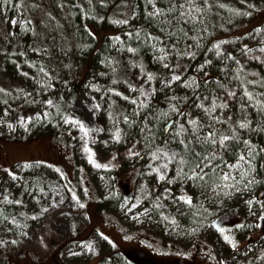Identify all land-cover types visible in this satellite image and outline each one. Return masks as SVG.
I'll list each match as a JSON object with an SVG mask.
<instances>
[{"label":"rangeland","instance_id":"1","mask_svg":"<svg viewBox=\"0 0 264 264\" xmlns=\"http://www.w3.org/2000/svg\"><path fill=\"white\" fill-rule=\"evenodd\" d=\"M51 1L56 9L55 14H51L48 0H10L8 4L0 0L1 45H6L9 38L17 35L22 38L21 49L31 48V42L29 44L26 38H32L35 31L43 30L48 15L52 16L50 19L53 21L52 24L47 21L46 27L49 30L55 26L61 37L78 38L77 30L71 32L70 23L74 1ZM82 1L76 0L79 5ZM84 2L87 15L90 19L91 16L96 19V13L90 10L95 0ZM133 2L122 0V4L120 2L118 5L121 4L123 11L118 8L117 13H114V7L108 12V15L114 17L112 26L108 28L90 22L87 25L86 31L94 35L98 44L104 36H114L107 39L106 45L114 57L113 64L118 68V71L115 70L119 76L116 82H108L105 88L99 87V77L91 71H79L78 62L71 73L75 71L81 80L86 72L85 80L68 97L63 85L67 79L60 82L45 68L57 59L51 57V54H45L43 63L46 66H36L38 88L44 98L43 107L30 114L11 106L0 113V133L3 134H8L7 129L14 125H25L37 119L60 118L56 136L42 135L28 141L0 139V264H44L40 262L56 257L63 264H97L101 259L106 261L108 254L113 252L127 261L132 260L129 254L139 259L137 263L128 261L131 264H141L140 261L146 264L147 257L152 260H147L151 264H258L262 259L264 229L259 227L260 217L264 216V190L258 189L254 185L256 183L245 188L247 179L255 177L254 160L251 161L253 170L247 179L241 180L235 187L218 188L220 181L212 184V180H208L198 188L197 181L188 180L178 172L176 179L168 177L167 181L169 179L170 183L177 186L174 193L175 206L184 203L180 197L192 200L194 218L188 225L175 223V208L156 220L151 215L152 205L147 203L149 196H153L156 191L149 182L152 178L156 180L160 175H165L167 170L170 171L171 163L167 169L161 168L166 160L163 157L154 159V156L160 151L169 154L176 151L156 146L139 165L133 164L127 168H119L118 164L109 165L108 161L114 154L113 142L105 134L99 119L111 108L115 110L116 106L119 122L127 118L125 111L133 104V100L139 105H146L155 93L154 83L147 76V70L143 72L136 51H128L129 48L120 39L125 38L120 32L128 30L136 19L137 7ZM205 3L211 5L207 0ZM228 4L231 5L221 8L231 18L225 22L220 19L221 26L214 30L216 33L213 34L205 60H239L242 66H246L245 63L252 61V52L245 49L256 45L260 51L264 49V0H233ZM210 12L213 14V11ZM38 49L44 52L46 47L40 46ZM71 51L74 53L70 47L63 48V61L71 62ZM242 59L245 63L240 62ZM28 64L34 66L32 60ZM208 65V61L196 64L192 69L193 75L203 77L208 73ZM6 72L2 74L5 83L12 87L19 86L17 83L20 76ZM178 75L177 68L173 67L165 78L166 85ZM193 81L194 78L188 79V84ZM177 97L174 94L169 101V110L173 113L177 108L174 103ZM48 101L52 102L51 105ZM228 101V96H222L220 110L232 105ZM75 144L78 145L77 150L83 153L78 160H83L84 164L77 163L73 155L72 147ZM247 153L248 149L244 148L234 160L224 164H235L240 155L247 157ZM90 156L94 163L89 161ZM30 162L53 166L59 171L63 184L41 181L37 194L31 196L26 193L25 187L33 190L25 185L30 168L27 164ZM95 164L101 167L97 168ZM247 169L248 165L245 164L240 171ZM224 171L229 170L225 167ZM232 175L240 180L239 171L233 170ZM160 181H155V185ZM161 197L167 198L168 195ZM28 198L31 203L27 201ZM111 198L118 200L115 209L109 207L111 202L108 200ZM98 200L109 205L105 212L99 208ZM249 201L253 203L249 204ZM200 215L208 216L207 224L198 220ZM225 235L230 237L232 243L225 241Z\"/></svg>","mask_w":264,"mask_h":264},{"label":"trees","instance_id":"2","mask_svg":"<svg viewBox=\"0 0 264 264\" xmlns=\"http://www.w3.org/2000/svg\"><path fill=\"white\" fill-rule=\"evenodd\" d=\"M73 1L75 6H72L74 13L72 22H70L72 23L71 32L77 30L78 38L61 37L55 26H51L53 29L49 30L46 27L47 21L50 24L53 21L50 19L52 16L48 15L43 24V30H37L32 38H26L29 44L31 42V48L21 49L20 41L22 38L17 35L9 38L6 45L0 43V89L3 90L0 91V113L8 110L11 106L30 114L43 107L44 98L38 88L39 75L36 66H46L43 63L45 54H51V57L57 59L55 63H48L45 68L53 78L59 79L60 82L67 79L63 85L68 97L77 91V87L82 85L85 80L84 74L88 71L99 77L100 82L98 83L101 88H105L108 82H116L119 78L115 72V70L118 71V68L113 64L114 57L111 56L112 52L106 45L107 39L114 36H104L98 44L94 35L89 34L86 30L89 22L101 24L106 28L112 26L114 17L108 15V12L114 7H116L114 13H117L116 9L118 8L123 11L124 8H121L122 0H95L94 7L90 10L93 14L96 13V19H93L92 16L90 19L87 15V6L84 0L80 5L77 4L76 0ZM227 1L233 2V0H207L211 4L207 6L205 0H193V4H189L188 0H152V3H149V0H134L133 4L137 7L136 19L128 30L120 32L125 37L120 39L123 40L127 48L136 51L137 58L142 62L143 72L147 70V76L151 77L154 83L155 93L152 100L146 105L137 103L129 105L125 111L127 121L120 119L117 122L118 108L116 106H114L116 111L111 108L103 115L104 119H99V124L104 129L105 134L110 136L113 142L114 154L108 161L109 165L118 164L119 168L131 167L133 164L139 165L156 146H165L181 155H186L180 141L183 139L187 142L191 137V125L188 121L194 119L203 126L200 130L201 136L208 131L216 132L217 140L224 135L235 136V139L229 140L223 149L220 148L219 143L215 148L210 145H196V150L205 155H211V151H215L217 157L222 158L223 163L234 160L239 151L246 148L243 141H249L251 145L255 146L257 154L253 163V175L256 181L254 185L258 189L264 190V151H260L264 149V111L259 110L257 104V101L264 103V53H261L260 47L257 45L245 49L252 52L251 62L246 64L244 59L240 60L246 66H242L239 60L229 61L225 58L219 59V61L205 60L213 34L216 33L214 30L221 26L220 19L222 18L225 22L231 18L221 8L231 5ZM120 2L121 4L118 5ZM47 4L50 6L51 14H55L56 9L53 7L52 1L48 0ZM180 5H184L185 13L193 5L199 9L198 12L192 11L193 21L191 23H185L187 16L181 15ZM157 10L162 14L150 15ZM210 11H213V14ZM2 29H4L3 26ZM40 46L46 47L44 52L39 51L38 47ZM65 47H70L76 53L77 58H74V53L71 51V62L63 61L62 59L65 57L63 48ZM236 50L232 51L235 52ZM188 53L189 55H187ZM29 60L33 61L35 67L28 64ZM202 61L209 62L208 73L198 78V76L193 75L194 70L192 69ZM78 62L80 63L79 71L86 70L81 80L75 71L71 73L77 67ZM165 64L168 67H165ZM173 67L177 68L180 79L173 80L172 84L166 85L165 78ZM5 72L9 75L11 73L14 76L19 75L20 80L17 83L19 86L7 85L2 75ZM188 77L194 78L193 85H188ZM246 91L254 97L252 101H249L248 97L244 95ZM230 92H234L235 95H229ZM174 94L178 97L174 102L177 108L173 113L169 110V101ZM225 95L229 99L227 103L232 105L220 110L219 105L222 96ZM213 101L217 106L213 111L206 112L205 109H212ZM201 104L204 105L203 108L198 107ZM217 118L220 122H217ZM59 121L60 118L58 117V119L48 120L37 119L29 121L25 125H14L7 129L8 134L1 132L0 139L4 141H28L42 135L54 134L56 136V131L60 126ZM241 124H247L248 127L242 128L240 127ZM181 125L186 131H181ZM173 132H180V134L176 135ZM117 133H119L118 140L116 138ZM76 146L78 145L75 144V147H72L73 155L77 163L84 164L83 160H78L83 153L77 150ZM214 163H221V160L218 159ZM27 165H30V168L27 172L28 182L25 185L33 189L31 191L25 187V192L29 195L37 194L41 181L63 184L59 171L53 166L43 162H30ZM177 172L178 165L176 162H172L170 171L167 170L164 175V180L152 178L149 183L151 188H156V191L153 196H149L147 203L152 205L150 207L151 215L156 220L169 214L170 210L175 208L177 217L175 223L188 225L194 218L191 210H195L194 205L193 203L190 205L182 203L175 206L176 197L174 193L177 186L173 182L170 183L169 179L167 181L168 177L176 179ZM205 179L208 181L207 177ZM157 180L160 182L155 185ZM197 182L198 188L201 184H205L204 181ZM35 186L36 190H34ZM164 194L168 197L162 198L161 196ZM117 195L121 198L120 194ZM24 196L23 194L22 197ZM27 201L31 203L29 198ZM108 201L111 202V206L98 200V206L104 212L107 206L115 209L118 202L116 198H111ZM198 220L206 223L208 216L200 215ZM260 222L259 228L264 229V220L261 219ZM262 250L261 255L263 257L258 264H264V247ZM113 253L108 254L106 261L101 259L97 264L139 262L137 257L130 256V254L129 257L132 260L128 259L127 261L117 257L115 252ZM147 260H152L147 257L145 261L146 264H151ZM40 263L63 264L58 257L53 260L47 258L46 262ZM140 263L142 264L141 261ZM251 263L253 264V262Z\"/></svg>","mask_w":264,"mask_h":264},{"label":"snow or ice","instance_id":"3","mask_svg":"<svg viewBox=\"0 0 264 264\" xmlns=\"http://www.w3.org/2000/svg\"><path fill=\"white\" fill-rule=\"evenodd\" d=\"M4 4L10 3V0H3ZM149 3H152V0H149ZM189 4H193V0H188ZM154 6V5H153ZM181 8V15L182 16H187V19L185 20V23H191L193 21V17L191 15L192 11H199L198 8H196L194 5L189 9L187 13L184 12V5H180ZM162 13L157 10L153 13H150V15H161ZM15 23V21H13ZM128 51L132 52L135 51L134 49L129 48ZM261 51H264V49H261ZM163 59V57H161ZM165 67H168L167 64L164 65ZM203 67V66H201ZM43 71V69H41ZM151 79V77H149ZM179 76H174L173 80H179ZM0 91H3L0 89ZM229 95L234 96V92H230ZM245 96L248 97L249 101H252L254 97L248 93L247 91L244 93ZM51 101H48V104L51 105ZM132 103H136L135 100L132 101ZM257 104L259 105V110L264 111V103H261L260 101H257ZM215 101H213V106L212 109H205L206 112H211L215 109L216 107ZM198 107L203 108L204 105H198ZM223 107V105H221ZM127 121V118H125ZM70 123H79L78 121H66ZM217 122H220L217 118ZM188 123L191 125V137L188 139L187 142L185 140H181L180 143L183 145L185 149L186 155H181L179 153H171L169 154L166 151H160L158 155L154 156V159H160L163 157L166 162L163 163L160 167L167 169L168 164L172 162H176L178 165V174H182L184 178L192 181H206V177L208 180H212L213 183L216 181H220V183L217 184V187H235L237 184L240 183L241 180L247 179L249 173L253 170L251 166V161L255 159L256 152H255V146L251 145L249 141H243L245 147L248 149L247 157L245 155H240L238 158L237 163L232 164V165H226L222 162V158L217 157L215 151L212 152L211 155H205L201 151L196 150V145H210L213 148L219 143V146L221 149L226 147V144L229 140L235 139V136H220L219 139L217 140V134L214 131H208L205 135L201 136L200 130L203 126L199 125L196 120H189ZM80 127L83 129V125L81 124ZM211 127V126H209ZM240 127L246 128L248 127L247 124H241ZM181 131H186L184 129V126H180ZM180 132H177L176 135H179ZM117 140L119 139V133L116 135ZM86 151H90L88 149H85ZM260 151H264V149H261ZM220 159L221 163H214L216 160ZM89 161H92L91 156L89 157ZM94 163V162H93ZM247 164L248 169L245 171H240L243 166ZM97 168L101 167L99 164H95ZM227 167L229 171L225 172L224 168ZM187 169V170H185ZM160 169H157L159 171ZM210 170V171H209ZM239 171L240 174V180H236V178L232 175V171ZM211 172V175H210ZM15 178V177H13ZM159 179L163 180L165 179L164 175H160ZM232 181L231 184L228 182ZM256 183L254 179H247V183L245 184V188H247L249 185ZM239 190V189H237ZM5 199H7L5 197ZM73 199H76L75 196H73ZM180 199L186 203V204H191L192 200L191 198H184L180 197ZM10 202V201H9ZM253 203L252 201H249V204ZM83 207V205H81ZM47 211V209H45ZM261 219H264V216L260 217ZM259 226V225H258ZM221 232H223V229H220ZM107 239V237H105ZM225 241H228L229 243H232L231 239L229 236L225 235L224 236ZM13 244H15V241H12ZM235 247V245H233Z\"/></svg>","mask_w":264,"mask_h":264},{"label":"bare ground","instance_id":"4","mask_svg":"<svg viewBox=\"0 0 264 264\" xmlns=\"http://www.w3.org/2000/svg\"><path fill=\"white\" fill-rule=\"evenodd\" d=\"M190 79V78H189ZM172 84V83H171ZM182 84V83H181ZM186 85V84H185ZM189 85V84H188ZM193 85V84H192ZM172 89V88H171ZM173 97V96H172ZM43 120V119H42ZM25 124V123H24ZM43 125V124H42ZM41 126V125H40ZM26 127V126H25ZM42 128V127H41ZM17 131V130H16ZM19 132V131H18ZM22 134V133H21ZM23 135V134H22ZM31 138V137H30ZM167 144V143H166ZM119 155V154H118ZM39 171V170H38ZM173 175V174H172ZM34 177V176H33ZM109 183V182H108ZM11 205V204H10ZM257 257V256H256ZM256 259V258H255ZM261 262V261H260Z\"/></svg>","mask_w":264,"mask_h":264}]
</instances>
